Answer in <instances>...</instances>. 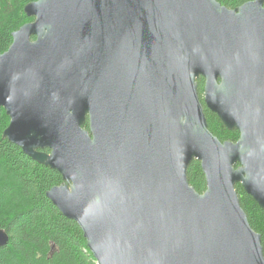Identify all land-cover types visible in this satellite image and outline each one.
Returning <instances> with one entry per match:
<instances>
[{"label": "water", "instance_id": "obj_1", "mask_svg": "<svg viewBox=\"0 0 264 264\" xmlns=\"http://www.w3.org/2000/svg\"><path fill=\"white\" fill-rule=\"evenodd\" d=\"M24 14L0 55L2 137L62 177L46 197L95 263L264 264L235 190L264 211V0H37ZM198 78L236 142L209 132Z\"/></svg>", "mask_w": 264, "mask_h": 264}, {"label": "trees", "instance_id": "obj_2", "mask_svg": "<svg viewBox=\"0 0 264 264\" xmlns=\"http://www.w3.org/2000/svg\"><path fill=\"white\" fill-rule=\"evenodd\" d=\"M35 1L0 0V55L11 45L12 33L33 20L24 14V7ZM216 1L232 10L253 0ZM196 83L209 132L220 142H236L238 132L226 129L205 107L204 80L198 78ZM8 124L9 118L0 109V229L9 237L7 246L0 248V264H96L79 227L63 217L46 197L48 190L62 184V177L30 160L3 139ZM84 129L87 130V124ZM187 180L197 193L205 191V178L198 161L193 160L189 165ZM235 190L251 229L261 236L264 256V211L240 185Z\"/></svg>", "mask_w": 264, "mask_h": 264}, {"label": "flooded vegetation", "instance_id": "obj_3", "mask_svg": "<svg viewBox=\"0 0 264 264\" xmlns=\"http://www.w3.org/2000/svg\"><path fill=\"white\" fill-rule=\"evenodd\" d=\"M86 122H85V125L87 124V129H88V120H86ZM85 125L83 126V128L85 127Z\"/></svg>", "mask_w": 264, "mask_h": 264}]
</instances>
